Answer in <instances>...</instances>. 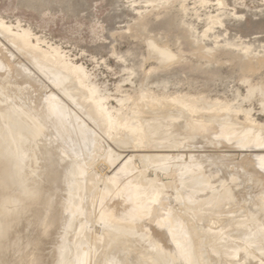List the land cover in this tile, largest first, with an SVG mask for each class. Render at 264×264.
Here are the masks:
<instances>
[{
    "label": "rangeland",
    "instance_id": "rangeland-1",
    "mask_svg": "<svg viewBox=\"0 0 264 264\" xmlns=\"http://www.w3.org/2000/svg\"><path fill=\"white\" fill-rule=\"evenodd\" d=\"M4 34L25 39L32 61L34 54L44 53L39 60L44 63L37 65L42 71L35 64L37 59L32 62L27 55L23 54L25 59L20 56L22 51L11 47ZM0 43V169L9 173L8 185L0 187V203L11 200H5V207L0 205V264H108L111 255L123 264H167L162 251H167L173 264H264V238L261 242L254 239L258 245L254 248L252 239L241 235L245 227L233 230L245 222L247 214L249 218L257 215L251 219L264 226V0H0ZM154 47L164 49L172 59H162ZM29 71L38 79L29 77ZM56 72L69 76L58 87L51 83ZM79 90L90 101L82 91L77 94ZM57 108L74 119L80 117L78 125L94 135L87 142L90 148L85 143V151L80 152L84 145L76 141L79 148H73L74 154L71 145L75 144L67 143L54 123ZM9 112L13 115L6 118ZM11 119L23 120V127L8 133ZM146 121L159 133L150 137L155 132L149 126L152 134L148 135ZM25 126L37 128L35 134L26 133ZM19 133H24L23 138ZM137 134L143 136L141 142ZM126 141H132V146L128 142L126 147ZM155 142H165L164 148L162 144L155 148ZM157 154L170 159L166 156L165 161L154 162L151 157ZM158 163L164 164L162 169ZM180 165L188 166L187 171L195 168V174L199 167L205 176L219 171L208 181L207 192L186 203L190 208L186 213L182 200L175 196L183 191ZM126 168L131 171L123 172L129 185L143 186L148 190L147 201L157 202L155 220L141 217L134 224L132 216L121 218L112 211L109 201L123 191L125 181L120 174ZM185 175L182 178H188ZM230 176L235 177L234 183ZM223 187L233 191V200L217 206L215 194L209 192H222ZM159 192L163 197L155 200ZM168 210L174 216L179 212L177 221H185L182 240L178 241L175 227L172 233L177 239L172 235L181 242L178 245L187 247V255L190 251L189 260L177 245L168 249L158 243V253L151 249V228L162 217L168 220ZM103 215L116 218L120 225L124 221H128L126 226L135 225V234L121 235L117 229L106 228ZM218 235L231 239L217 242ZM233 241L240 245L238 253Z\"/></svg>",
    "mask_w": 264,
    "mask_h": 264
},
{
    "label": "bare ground",
    "instance_id": "bare-ground-1",
    "mask_svg": "<svg viewBox=\"0 0 264 264\" xmlns=\"http://www.w3.org/2000/svg\"><path fill=\"white\" fill-rule=\"evenodd\" d=\"M2 34V33H1ZM3 36V38H5V39H7V41H9V43H11L12 45H11V47L14 45V47H16V48H18V49H20L22 52H20V56H25V55H27L28 53H30L32 50H31V46L29 45V43L25 40V39H18V40H15L12 36H7V35H2ZM17 36V35H16ZM29 41V40H28ZM1 44V43H0ZM3 44V43H2ZM155 48V50L157 51V54L159 55V57H161L162 59H172V56L170 55V54H168V52H166L164 49H160V48H156V47H154ZM31 50V51H30ZM8 51V50H7ZM16 53L17 52H19V51H15ZM9 53V55L11 54V52L9 51L8 52ZM27 53V54H26ZM23 54H25V55H23ZM28 57L27 58H30L31 56L30 55H27ZM30 56V57H29ZM34 57H35V59H37L38 60V62L37 61H35V59H34V61L35 62H37V63H35L36 64V66L38 65H40V63L41 62H39V60L40 61H42V59H43V57H44V53H36V54H34ZM24 59H25V57H23ZM32 59H33V57H31ZM30 58V61H32V59ZM22 59V58H21ZM46 59V58H45ZM48 59V58H47ZM56 60V59H55ZM26 61H29V59L28 60H26ZM34 61H32V62H34ZM50 62H51V60H49ZM39 63V64H38ZM44 63V62H43ZM43 63H41V64H43ZM1 64V63H0ZM53 64H55V63H53ZM33 65H34V63H33ZM33 65H30L31 67L33 66ZM46 66H47V64H45ZM68 65V64H67ZM2 66V65H1ZM37 66V67H38ZM43 66V65H42ZM49 66V65H48ZM24 67H25V65H24ZM34 67V66H33ZM40 67V66H39ZM38 67V71H40V68ZM50 67V66H49ZM48 67V68H49ZM28 68V67H27ZM41 68H44V67H41ZM46 68V67H45ZM24 69V68H23ZM47 69V68H46ZM50 69V68H49ZM28 70V69H27ZM48 70V69H47ZM46 70V71H47ZM1 71H2V69H1ZM42 71V70H41ZM40 71V72H41ZM45 71V72H46ZM70 71V70H69ZM73 71V70H72ZM30 72V71H29ZM28 72V75L31 73H29ZM50 72V71H49ZM52 72V71H51ZM54 72V71H53ZM60 72V71H59ZM59 72H56L55 74H54V76L52 75V85L54 84V86L56 87H58V86H60L63 82H65L66 80H68L67 78L69 77H66V75L65 76H63V74L62 73H59ZM68 72V71H67ZM42 73H44V72H42ZM79 73V72H78ZM26 74V73H25ZM35 74V73H34ZM62 74V75H61ZM17 75V74H16ZM32 75V73L29 75V77H32L31 76ZM70 75H71V73H70ZM74 75H76V74H74ZM73 75V76H74ZM34 76V75H33ZM78 77V76H77ZM15 78H16V76H15ZM33 78V77H32ZM34 78H36V77H34ZM33 78V79H34ZM50 78V79H51ZM74 78V77H73ZM17 79V78H16ZM36 79H38V78H36ZM76 81V80H75ZM74 83V82H73ZM73 85V84H72ZM78 85L79 84H77V87H76V84L74 85L77 89L79 88L78 87ZM82 85V84H81ZM74 86H72L73 87V89L75 90V88H74ZM77 89L75 90V91H77ZM73 90V91H74ZM87 90V89H86ZM80 91V90H79ZM77 92V94L78 93H80L81 94V91L80 92ZM84 91H85V89H84ZM83 92V91H82ZM86 92V91H85ZM85 92H83V93H85ZM17 93V92H16ZM73 93V92H72ZM86 93H88V92H86ZM86 93H85V96L87 97V95H86ZM83 95V94H82ZM78 96V95H77ZM81 96V95H80ZM80 96L79 97H76V98H78V100H80L79 98H80ZM90 96V95H89ZM92 96V95H91ZM76 98H74L75 99V101L77 100ZM82 99H83V96L81 97ZM85 99H88L89 100V98L87 97V98H85ZM90 99H92V98H90ZM55 100H57V99H55ZM90 101V100H89ZM78 102V101H77ZM94 102V101H93ZM92 102V103H93ZM56 103V102H55ZM83 103V102H82ZM85 103V102H84ZM87 103V102H86ZM90 103V102H89ZM88 103V104H89ZM76 104V103H75ZM100 104V103H99ZM1 105V104H0ZM59 105V104H58ZM78 105V104H77ZM86 105V104H85ZM82 106V105H81ZM84 106V105H83ZM92 106V105H91ZM99 106V105H98ZM101 106V105H100ZM89 107V106H88ZM81 107H79V109H80ZM87 108V107H86ZM85 108V109H86ZM93 108V107H92ZM66 109V108H65ZM81 110V109H80ZM84 110V109H83ZM99 110H100V108H99ZM9 111V110H8ZM7 111V112H8ZM11 111H13V112H16V113H19L18 111H15V110H11ZM56 120H55V124H56V126H57V128H58V130L61 132V133H63L64 134V137H65V139H66V142L67 143H71V144H75V142L77 141V142H80V143H83V145H84V147H82V146H80V148L75 144L74 146H72L71 144V147H72V150H73V148L74 147H78L79 149L78 150H80V152H82V150H84L85 151V143L87 144V142L89 141V139H91V136H94V135H92V134H90V135H88L87 133H86V128H88V127H86L85 125H84V123H83V125L82 126H84V127H86V128H81L79 125H78V122L77 121H79L80 120V117H77L76 116V118L78 119L79 118V120H77L76 118L74 119V115H73V117H72V114L71 113H68L67 111H64V110H61V109H59V108H57L56 110ZM96 111V110H95ZM82 112V111H81ZM85 113H87L88 114V112H86V110L84 111ZM89 112H91L92 113V115H93V110L92 111H89ZM98 112H102V111H98L97 110V112L96 113H98ZM105 112V111H104ZM4 113V112H3ZM84 113V114H85ZM71 114V115H70ZM74 114V113H73ZM95 114V113H94ZM102 114V113H101ZM104 114V113H103ZM2 117H3V115L2 114H0ZM10 115H13V114H10V112L9 113H7L6 115H4V116H6V118L8 117V118H10L9 116ZM86 115V114H85ZM66 116L68 117V118H66ZM15 117V116H14ZM87 117H89V116H87ZM96 117H98V118H100L99 117V115H97L96 114ZM96 117L95 118H93L92 120H95L96 119ZM103 117V116H102ZM39 118V117H38ZM63 118L65 119L66 118V120L65 121H63ZM90 118H91V116H90ZM2 119V118H1ZM101 119V118H100ZM168 119V118H167ZM9 120V119H8ZM12 120V119H11ZM91 120V123H93L94 121H92ZM97 120V119H96ZM150 120V119H149ZM153 120V119H152ZM6 121V120H5ZM13 121V122H12ZM12 121H10V122H12L11 124H10V127H9V129L7 130V128H6V131L8 132V133H10L11 131L13 132V130L14 129H16V128H18V127H21L22 126V123H23V120H12ZM144 121V120H143ZM156 121V120H155ZM155 121H153V122H155ZM10 122H8V123H10ZM81 122V121H80ZM123 122V121H122ZM151 122V121H150ZM149 122V123H150ZM157 122V121H156ZM159 122V121H158ZM163 122V121H162ZM2 123V122H1ZM8 123H6L7 125H9ZM53 123V122H52ZM95 124H97V123H100V121L98 122V121H95L94 122ZM144 123V125H145V122H143ZM148 123V124H149ZM165 123V122H164ZM95 124H94V126H95ZM107 124V123H106ZM129 124V123H128ZM42 125V124H41ZM80 125H81V123H80ZM98 125H102V124H98ZM97 125V126H98ZM142 125V124H141ZM140 125V126H141ZM152 125V124H151ZM151 125L149 124V126H150V129H152L151 128ZM161 125V124H160ZM44 126V125H43ZM148 125H147V121H146V125L144 126L145 128H147V130L149 131V134L147 133L148 131H146L145 129V132L150 136L152 133L150 132V129H148L149 128V126L147 127ZM153 126V125H152ZM229 126V125H228ZM227 126V127H228ZM23 127V126H22ZM93 127V126H92ZM99 127L100 126H98V129H99ZM102 128H103V126H101ZM101 127H100V129H101ZM104 127H105V124H104ZM109 127H112L111 125L109 126ZM118 127V126H117ZM119 127H121V126H119ZM127 127H129V126H127ZM137 127V126H136ZM139 127V126H138ZM4 128V127H3ZM25 128V132L27 133V132H30V133H32V134H35V131L37 130V128H34V130H32V128L31 127H24ZM107 128V127H106ZM141 128H143L142 126H141ZM161 128V127H160ZM172 128V127H171ZM83 129H85V131L83 130ZM97 129V130H98ZM109 129V128H108ZM140 128H137V130H139ZM247 129H249V128H247ZM4 130V129H3ZM89 130H90V128H89ZM89 130H87V132L89 131ZM110 130V129H109ZM142 131H143V129H141ZM153 130V129H152ZM151 130V131H152ZM156 130V129H155ZM162 130V129H161ZM240 130V129H239ZM245 130V129H244ZM15 131V130H14ZM17 131V130H16ZM96 131V130H95ZM94 131V132H95ZM102 131L103 130H101V133H102ZM108 131V130H107ZM112 131V130H111ZM156 131H158V130H156ZM177 131V130H176ZM226 131V130H225ZM238 131V130H237ZM261 131V130H260ZM259 131V132H260ZM5 132V131H4ZM6 132V133H7ZM18 132V131H17ZM23 132V131H22ZM98 132H99V130H98ZM104 132H106V131H104ZM138 132H140V131H138ZM144 132V133H145ZM152 132H155L154 130L152 131ZM166 132V131H165ZM244 132V131H243ZM246 132V131H245ZM91 133V132H90ZM96 133V132H95ZM109 133V132H108ZM145 133V134H146ZM151 133V134H150ZM157 133H159V132H157ZM156 132L155 133H153L150 137H153V135H155V134H157ZM167 133V135L168 136H171V133H168V132H166ZM165 133V134H166ZM226 133H229V132H226ZM253 133V132H252ZM256 133V132H255ZM20 134V136L23 138V136H24V133H23V135L21 134V133H19ZM97 134V133H96ZM105 134V133H104ZM170 134V135H169ZM254 134V133H253ZM252 134V135H253ZM139 134H137V135H135V136H138ZM142 135L144 136V134H143V132H142ZM166 135V136H167ZM252 135H250V137L248 136V140L250 141V138L252 137ZM10 136V135H9ZM108 136V135H107ZM140 136H141V134L138 136V138H140ZM143 136L139 139V141L138 142H141L143 139ZM157 136V135H156ZM163 136V135H162ZM161 136V137H162ZM16 137V136H15ZM146 137V136H145ZM155 137V136H154ZM237 137V136H236ZM247 137V136H246ZM10 138V137H9ZM133 138H136V137H133ZM132 138V139H133ZM137 138V139H138ZM166 138V137H165ZM8 139V138H7ZM142 139V140H141ZM148 139V138H147ZM152 139H154V138H152ZM152 139L150 140V143H152L153 141H152ZM13 140V139H12ZM11 140V141H12ZM20 140V139H19ZM93 140H94V137H93ZM93 140H92V142H93ZM135 139H133V141H134ZM141 140V141H140ZM146 140V139H145ZM162 140V139H161ZM228 140H230V139H228ZM261 140V139H260ZM264 140V139H263ZM262 140V141H263ZM27 141V140H26ZM137 140H135V142H136ZM148 141V140H147ZM152 141V142H151ZM156 141H158L157 139H156ZM248 141V142H249ZM21 142V141H20ZM73 142V143H72ZM94 142H95V140H94ZM129 142V144L130 143H132V141L130 142V141H128ZM127 141H126V147H128L127 145V143H128ZM169 142V141H168ZM195 142V141H194ZM12 143V142H11ZM15 143H18V147H20V144H19V141H18V138H16L15 139ZM14 143V144H15ZM89 143V142H88ZM120 143V142H119ZM122 143V142H121ZM155 143H158V146H154L155 148H157V147H160L161 145L160 144H162V143H159V142H155ZM165 143V142H164ZM163 143V144H164ZM212 143V142H211ZM245 143V142H244ZM247 143V142H246ZM261 143V142H260ZM264 143V142H263ZM14 144H12V145H14ZM22 144H24L25 145V141L22 143ZM65 144V143H64ZM94 144V143H93ZM124 144V143H123ZM140 144V143H139ZM162 144V145H163ZM171 144H172V142H171ZM217 144V143H216ZM90 145H92L91 143H90ZM131 145V144H130ZM129 145V146H130ZM154 145V144H153ZM153 145H151V146H153ZM169 145H170V142H169V144L167 143V146L169 147ZM263 145V144H262ZM65 146H66V144H65ZM64 146V147H65ZM132 146V145H131ZM150 146V145H149ZM165 146H166V144H165ZM24 147H26V146H24ZM70 147V146H69ZM70 147V148H71ZM76 147V148H77ZM87 147H88V144H87ZM93 146H91V148H92ZM120 147V146H119ZM122 147V146H121ZM126 147H123V149H125ZM153 147V148H154ZM168 147H165V148H168ZM177 147V146H176ZM189 147V146H188ZM258 147V146H257ZM66 148V147H65ZM88 148H90V147H88ZM87 148V149H88ZM162 148H164V145L162 146ZM171 148H173L172 147V145H171ZM10 149V148H9ZM22 149V148H21ZM24 149V148H23ZM75 149V148H74ZM130 149V148H129ZM158 149V148H157ZM157 149H155V151L157 150ZM168 149H170V147L168 148ZM195 149H197V148H195ZM30 150V149H29ZM77 150V149H76ZM77 150V151H78ZM90 150V149H89ZM89 150H88V152H89ZM110 150V149H109ZM126 150V149H125ZM164 150V149H163ZM166 151H167V149H165ZM74 151V150H73ZM72 151V152H73ZM108 151V150H107ZM111 151V150H110ZM109 151V152H110ZM123 152H124V150H122ZM21 152V151H20ZM75 152V151H74ZM90 152H91V150H90ZM89 152V153H90ZM113 152V151H112ZM112 152H110L111 153V155H112ZM129 152V151H128ZM19 153V152H18ZM29 153H30V151H29ZM29 153H28V156H29ZM78 153V152H77ZM87 153V152H86ZM86 153H84V155L86 154ZM125 154H127V152H124ZM123 153V154H124ZM130 153V152H129ZM158 153H159V151H158ZM169 153V152H168ZM75 155H76V152L74 153ZM84 155H82V156H84ZM110 155V154H109ZM119 155V154H118ZM117 155V156H118ZM158 155H160V156H158ZM198 155H199V152H198ZM24 156H26V155H24ZM86 156H90L89 154H87ZM85 156V158H87ZM107 156V155H106ZM114 156V155H113ZM113 156H111L112 158H113ZM124 156V155H123ZM122 155H121V157H117V158H120V159H122V157H123ZM141 156V155H140ZM143 156V155H142ZM145 156V155H144ZM143 156V157H144ZM146 156H147V154H146ZM149 156V158L151 157L150 155H148ZM167 155H161V154H157V156L156 155H152V157H151V159L152 160H154V162L155 161H157V160H164L165 161V157H166ZM169 156V155H168ZM167 156V157H168ZM190 156V155H189ZM75 158H76V156H74ZM166 157V158H167ZM191 158V160H193V158H194V156L192 155V156H190ZM259 157H261V156H259ZM13 158H15V157H13ZM106 158V157H105ZM108 159H109V157H107ZM146 158V157H145ZM148 158V159H149ZM169 158V157H168ZM26 159V158H25ZM113 159H115V158H113ZM120 159H118V160H120ZM141 159V158H140ZM170 159V158H169ZM85 160H88V159H85ZM104 160V159H103ZM111 159H109V161H110ZM125 160V159H124ZM147 160V159H146ZM166 160H168V159H166ZM202 160V158H200L198 161H201ZM256 160V159H255ZM258 160H259V158H258ZM25 161V160H24ZM108 161V160H107ZM108 161V162H109ZM116 161V160H115ZM115 161H113L112 160V162H115ZM120 161H122V160H120ZM125 161H129V159L128 160H125ZM143 161H145L144 159H143ZM148 161V160H147ZM194 161H197V160H193V162ZM261 161H263V159H262V157H261V160H260V162ZM132 162V161H131ZM149 162V161H148ZM154 162H153V164H154ZM193 162H192V165H193V167L195 166L194 164H193ZM256 162V161H255ZM260 162H258L257 161V163H259L260 164ZM17 163V162H16ZM23 163V162H22ZM133 163V162H132ZM163 162H161V164H162ZM196 163V162H195ZM199 163V162H198ZM262 163V162H261ZM263 163H264V161H263ZM18 164V163H17ZM110 164V163H109ZM117 164H118V162H117ZM126 164V163H125ZM142 164V163H141ZM147 164V163H146ZM151 163H149V165H150ZM152 164V165H153ZM159 164V163H158ZM197 164V163H196ZM122 165H124V164H122ZM144 165V164H143ZM148 165V164H147ZM199 165V164H198ZM197 165V166H198ZM263 165V164H262ZM22 166V165H21ZM20 166V167H21ZM114 166V165H113ZM134 166V165H133ZM155 166V165H154ZM159 166L161 167V165L159 164ZM158 166V167H159ZM164 166V164L162 165V167ZM165 166H168L167 164L165 165ZM174 166V165H173ZM185 166V165H184ZM184 166H182V165H180V166H178V173L180 174V175H182V176H184L185 174L186 175H188V178L187 177H183L184 178V181L183 180H181V179H183L182 178V176H181V178H180V182H181V188L183 189V191L182 192H176V194H175V196H176V199H181L180 201L182 202V204H183V207H184V205H185V209L183 210L184 211V213H186V212H188L189 210H190V208H189V206L186 204V203H192L193 201H195L196 199H199L200 198V194H202L203 192H205L207 189H208V187L210 186V184L208 183V181L210 180V178H211V176H216L218 173H219V171L217 170V171H212V172H210L208 175H206L205 176V174H204V171H202V169L201 168H199L198 167V169H196L197 170V172H198V174H195L194 172H195V168H193L194 169V172H193V170H192V167L190 168L191 170L190 171H187L186 169H187V167L185 168ZM110 167V166H109ZM108 167V168H109ZM119 167V166H118ZM117 167V169L116 170H118L119 168ZM129 167H131V166H129ZM162 167H161V169H162ZM22 168H23V166H22ZM155 168H157L156 166H155ZM164 168H166V169H169L168 167H164ZM163 168V169H164ZM189 168V167H188ZM220 168V167H219ZM264 168V167H263ZM3 169V167L0 169V170H2ZM20 169V168H19ZM113 169V168H112ZM111 169V170H112ZM133 169V168H132ZM160 169V168H159ZM175 169V168H174ZM16 170H18V169H16ZM127 170V168L125 169V170H123L122 171V173L120 174V177H121V179H122V181L125 183V185H124V189H123V191L122 192H120L119 194H120V196L118 197V198H113V199H111L110 201H109V203H110V205L112 206V211H114L115 213H120L121 215V218H124L125 216H132V219L130 218V220L135 224L136 222H138L139 221V219L142 217V218H144V217H149V218H151L152 217V220L154 219H156L155 217H158V216H156L155 214V212H153L155 209H158V207L156 206L157 205V202H155L154 203V201H152V202H149V201H147V195H148V190L147 189H145L143 186H139V187H135V186H132V185H129L130 184V182H128V180L126 181V179H125V177H126V175H125V173H123L124 171L125 172H129V170L128 171H126ZM131 170V169H130ZM189 170V169H188ZM75 171H76V169H75ZM74 171V172H75ZM160 171V170H159ZM167 171V170H166ZM118 172V171H117ZM131 172V171H130ZM129 172V173H130ZM133 172H134V170H133ZM132 172V173H133ZM136 172V171H135ZM163 172H165V171H163ZM196 172V173H197ZM134 174V173H133ZM178 174V175H179ZM131 175V174H130ZM142 175V174H141ZM144 175V174H143ZM185 175V176H186ZM8 176H9V173H8V171H6V169L4 168L2 171H0V187L1 186H3V185H8L7 184V179H8ZM89 176V175H88ZM131 176H133V175H131ZM119 177V176H118ZM205 177V178H204ZM246 177V176H245ZM89 178V177H88ZM105 178V177H104ZM129 178V177H128ZM108 179H109V177H108ZM133 179V178H132ZM187 179V180H186ZM246 178H244V180H245ZM37 180V179H36ZM98 180V179H97ZM106 180V179H105ZM115 180V179H114ZM134 180H136V179H134ZM86 181V180H85ZM118 180H116V182H117ZM211 181V180H210ZM209 181V182H210ZM236 181V179H235V177H233V176H230V183L232 182V183H234ZM94 182H96V180L95 181H93V183L92 184H94ZM109 182V181H108ZM123 182H122V184H123ZM83 183V182H82ZM81 183V184H82ZM103 183H105V182H103ZM211 183V182H210ZM86 184V183H85ZM121 184V185H122ZM137 184H138V182H137ZM137 184H133V185H137ZM209 184V185H208ZM80 185V184H79ZM107 185V184H106ZM109 185V184H108ZM107 185V186H108ZM112 185H114V183L112 184ZM81 186V185H80ZM83 186V185H82ZM94 186V185H93ZM144 186H145V184H144ZM153 186V185H152ZM157 186V185H156ZM77 187H78V184H77ZM84 187V186H83ZM83 187H81L80 189H83ZM103 187L104 188H106L105 186H104V184H103ZM119 187V186H118ZM252 187V186H251ZM94 188V187H93ZM93 188H91V189H93ZM109 188H110V186H109ZM109 188L107 189V190H109ZM115 188V187H114ZM122 187H120V189H121ZM160 188V187H159ZM226 188V187H225ZM225 188L223 187V189H222V192H216V191H214V190H212V191H210L209 193H212V195H214L215 194V203H216V205L217 206H220L219 204L220 203H222L223 201H227V202H229L230 200H231V202H232V200H233V196L231 195L232 194V192L233 191H231V192H229L227 189L225 190ZM84 189H86V188H84ZM117 190H118V188H116ZM96 190V189H95ZM112 190V192H113V189H111ZM115 190V189H114ZM163 190V189H162ZM4 191V190H3ZM26 191V190H25ZM81 190H79V192H80ZM82 191H84V190H82ZM81 191V192H82ZM86 191V190H85ZM119 191H121V190H119ZM154 190H152L151 192H153ZM31 192V191H30ZM78 192V193H79ZM80 192V193H81ZM91 192V191H90ZM95 192V191H94ZM93 192V193H94ZM163 192H164V190H163ZM207 192V191H206ZM84 193V192H83ZM110 193V192H109ZM113 194V193H112ZM118 194V193H117ZM152 194V193H151ZM161 194V192H159V196H158V198H156L155 200H159V199H161L163 196H162V194ZM164 194H165V192H164ZM163 194V195H164ZM89 195V194H88ZM106 195V194H105ZM108 195V194H107ZM106 195V196H107ZM116 195V194H115ZM150 195V194H149ZM156 195V194H155ZM78 196H79V194H78ZM93 195H91V197H92ZM113 196V195H112ZM101 197V196H100ZM87 198V197H86ZM99 198V197H98ZM104 198V197H103ZM110 198V197H109ZM82 199V198H81ZM106 199V198H105ZM151 199V198H150ZM5 200L6 201H8V199L6 198V199H4V202H5ZM83 200H85V199H83ZM82 200V201H83ZM92 200H93V198H92ZM97 200V199H96ZM99 200V199H98ZM109 200V199H108ZM262 200V199H261ZM107 201V200H106ZM161 201V200H160ZM3 201H2V203H0V205H2L3 203H4ZM8 202H11V200L10 201H8ZM84 202V201H83ZM99 202V201H98ZM101 202H103L102 201V199H101ZM140 202H142L141 204H142V206H139V203ZM146 202V203H145ZM4 204H7V203H4ZM100 205L102 204V203H99ZM103 204H105V203H103ZM244 204V203H243ZM264 204V203H263ZM13 205V204H12ZM92 205V204H91ZM99 205V206H100ZM160 205V204H159ZM224 205V204H223ZM3 207H5L6 205H2ZM104 206H106V205H103V207ZM222 206V205H221ZM107 207V206H106ZM246 207V206H245ZM13 208V207H12ZM160 208V207H159ZM92 209V208H91ZM96 209V208H95ZM104 209H106V208H104ZM104 209H102V210H104ZM102 210H101V212H102ZM172 210V209H171ZM89 211V210H88ZM105 211V210H104ZM108 211V210H107ZM121 211V212H120ZM91 212V211H90ZM164 212V211H163ZM168 212H169V210H168ZM92 213V212H91ZM103 213V212H102ZM101 213V214H102ZM108 213V212H107ZM106 213V214H107ZM176 213V212H175ZM179 213V212H178ZM178 213H176V215L178 214ZM255 213V212H254ZM110 214H111V212H110ZM170 214V215H169ZM169 214H167V218H168V220H165L163 217H162V219L161 220H157L158 222L157 223H155V224H157V225H155V228L153 227V228H151V230H152V237H153V244H152V246H151V249L154 251V252H157L159 249L156 247L157 246V244L158 243H163V245L164 246H166V247H168V249H171V248H173V246H180V248H184V246L183 245H178V243L179 242H177V240H174V237H175V239H177V237L175 236V234H173L172 232V227L174 228H176L177 229V233H178V235H179V239H178V241L181 239V232L182 231H186L187 230V226H186V224H185V221L184 220H182V219H178V221H177V219L175 218V216H174V214L172 213V212H169ZM252 215L253 213H249V215ZM122 215H125V216H122ZM169 215V216H168ZM73 216V215H72ZM104 216V215H103ZM119 216V217H120ZM254 216H255V218H256V216L257 215H254L253 214V216H251V217H253L254 218ZM91 217V216H90ZM98 217V216H97ZM105 218H104V223H105V227L106 226H108V227H110V228H114V230L115 229H117L118 231H119V233L120 232H122V233H124V234H126V235H133V234H135V229H134V227H135V225H132L131 223H129L128 225H130V226H126L125 225V222L127 223L128 221H124V219H121L122 220V222L124 223V226L125 227H123V226H121V225H123V223L120 225V222L119 223H117V219L116 218H114V219H112L110 216H104ZM118 217V216H117ZM251 217L249 218V216H248V214H247V217L245 218V222L243 221H241V223L239 222L238 223V225H235L234 223V225L236 226V228H234V227H232V228H234L233 230H237L238 229V227H240V226H243V227H245L246 229L245 230H243V231H241L242 229H240V232H241V235H243L242 237H245L246 238V240L247 239H252L251 240V242H250V244L251 245H253L254 246V248H257V243H255L254 242V239H256V240H258V242H261V239L263 240V236H264V226H263V224H261V223H259L258 221H257V219H255V220H253V219H251ZM95 218V217H94ZM99 218V217H98ZM103 218V217H102ZM90 219V218H89ZM83 220V219H82ZM119 220V219H118ZM121 220H119V221H121ZM125 220H128V218L127 219H125ZM83 221H85V220H83ZM231 221V220H230ZM261 221V220H260ZM258 222V223H257ZM81 223V222H80ZM87 224V223H86ZM237 224V223H236ZM94 225V224H93ZM153 226V225H152ZM79 227V226H78ZM77 227V228H78ZM108 227H106V228H108ZM175 228H174V230H175ZM241 228V227H240ZM0 229H1V224H0ZM218 229V228H217ZM106 230V229H105ZM116 230V231H117ZM150 230V231H151ZM219 230H221V229H218V231ZM111 231H112V229H111ZM118 231H117V233H118ZM218 231H217V233H218ZM230 231V230H229ZM239 231V230H238ZM246 231V232H245ZM107 232H108V230H107ZM149 232V231H148ZM175 232V231H174ZM231 233L232 232H234V231H230ZM113 233H115V235L117 234L115 231L113 232ZM122 233H120L121 235H124V234H122ZM176 233V234H177ZM220 234H221V232H219ZM235 233V232H234ZM107 234H109V232L107 233ZM144 234V233H143ZM148 234V233H147ZM174 235V237H173V235ZM224 234H225V232H224ZM227 234V233H226ZM246 234V235H245ZM76 235V234H75ZM79 235V234H78ZM89 235V234H88ZM104 235V234H103ZM114 235V234H113ZM223 235V234H222ZM233 235V234H232ZM238 235V234H237ZM241 235H239V236H241ZM257 235V236H256ZM262 235V236H261ZM86 236V235H85ZM94 236V235H93ZM108 236V235H107ZM148 236V235H147ZM212 236H214V235H212ZM212 236H210V237H212ZM228 236H229V234H228ZM235 237H236V234L234 235ZM238 236V237H239ZM225 236H221V235H218V238H216V241L218 242V240L220 241V239H222V240H226L227 241V243L230 241V239L231 238H229L228 240H227V236L224 238ZM229 237H231V236H229ZM262 237V238H261ZM78 238V237H77ZM87 238V237H86ZM90 238H92V237H90ZM94 238V237H93ZM139 238L141 239V242H144V240H145V234L144 235H141V236H139ZM147 238V237H146ZM148 238H150V235H149V237ZM214 238V237H213ZM241 238V237H240ZM233 239V238H232ZM243 239V238H242ZM81 240V238H79V241ZM90 240V239H89ZM93 240V239H92ZM149 240H151V238L149 239ZM182 240V239H181ZM180 240V241H181ZM74 241H75V239H74ZM77 242V241H76ZM81 242V241H80ZM140 242V241H139ZM74 243V242H73ZM78 243V242H77ZM76 243V244H77ZM87 243V242H86ZM181 243V242H180ZM179 243V244H180ZM216 243V242H215ZM220 243V242H219ZM233 243H236L237 245H234V248H235V253H238V252H236V249L240 246H238V244L239 243H237V242H235V241H233ZM249 243V242H248ZM94 244H95V242H94ZM156 244V245H155ZM183 244V243H182ZM185 244V243H184ZM75 245V244H74ZM80 245V244H79ZM84 245V244H83ZM173 245V246H172ZM187 245V244H186ZM185 245V246H186ZM176 246V247H177ZM238 246V247H237ZM76 247V246H75ZM77 247H79V246H77ZM76 247V248H77ZM105 247V246H104ZM76 248H74L73 250L75 251V249ZM85 248V247H84ZM186 249H187V247H185ZM185 248H184V250H185ZM189 248V247H188ZM86 249H88L89 250V248L87 247ZM112 249V248H111ZM110 249V251H111V253H110V251H108L109 253H110V255L112 254V250ZM163 249V248H162ZM72 250V252L74 253V251ZM85 250V249H84ZM101 250V249H100ZM166 250V249H165ZM178 250H179V248H177L176 249V251L178 252ZM188 250V249H187ZM255 250V249H254ZM77 251V250H76ZM94 251V250H93ZM78 252V251H77ZM88 252V251H87ZM115 252V251H114ZM117 252H119V251H117ZM116 252V253H117ZM160 252V251H159ZM179 252H181V251H179ZM70 253V251L68 252V254ZM89 253V252H88ZM158 253V252H157ZM160 253H162V255H164V257H163V260L164 261H166L167 262V264H173L174 262H172V260H171V258H169V255H166V253H167V251H162V252H160ZM181 253H184V252H181ZM180 253V254H181ZM187 253L188 252H186V250H185V254L187 255ZM79 254V253H78ZM119 254H120V252H119ZM169 254V253H168ZM179 253L177 254V255H180ZM73 255V254H72ZM76 255V254H75ZM74 255V256H75ZM86 255V254H85ZM106 255V254H105ZM104 255V256H105ZM183 255V254H182ZM182 255H180V256H182ZM87 256H89V255H87ZM102 256V255H101ZM179 256V257H180ZM188 256H190V251H189V254L187 255V260H189V258H188ZM246 256V255H245ZM109 257V256H108ZM111 257V258H110ZM109 258L110 259H108L107 261H108V264H123L121 261H117V260H115V259H113L112 258V255L110 256ZM114 257V256H113ZM176 257H178V256H176ZM182 257H186V256H182ZM68 258V257H67ZM72 258V257H71ZM78 258H82V256L80 257H78ZM77 258V259H78ZM94 258V257H93ZM96 258V257H95ZM98 258V257H97ZM102 258V257H101ZM100 258V259H101ZM105 258V257H104ZM121 258V257H120ZM84 259H86V258H84ZM87 259H89V258H87ZM107 259V258H106ZM177 259H179V258H177ZM70 260H73V259H69V261ZM82 260V259H81ZM80 260V261H81ZM90 260V259H89ZM186 260V259H185ZM264 260V259H263ZM74 261V260H73ZM72 261V262H73ZM79 261V260H78ZM83 261V260H82ZM247 261V260H246ZM71 262V261H70ZM71 262V263H72ZM95 262V261H94ZM99 262V261H98ZM102 262H103V260H102ZM186 262V261H185ZM184 262V263H185ZM189 262V261H188ZM190 262H191V260H190ZM69 263V262H68ZM187 263V262H186ZM241 263V262H240ZM73 264V263H72ZM78 264V263H77ZM82 264H83V262H82ZM84 264H85V262H84ZM93 264V263H92ZM105 264V263H104ZM131 264V263H130ZM178 264V263H177ZM194 264V263H193ZM243 264V263H242Z\"/></svg>",
    "mask_w": 264,
    "mask_h": 264
}]
</instances>
